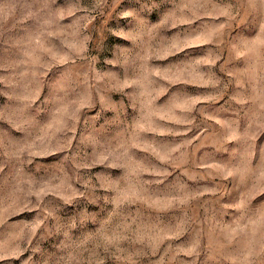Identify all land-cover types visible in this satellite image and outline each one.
Wrapping results in <instances>:
<instances>
[{"label": "rangeland", "instance_id": "374dc122", "mask_svg": "<svg viewBox=\"0 0 264 264\" xmlns=\"http://www.w3.org/2000/svg\"><path fill=\"white\" fill-rule=\"evenodd\" d=\"M0 264H264V0H0Z\"/></svg>", "mask_w": 264, "mask_h": 264}]
</instances>
